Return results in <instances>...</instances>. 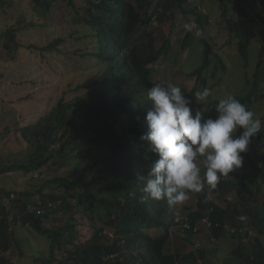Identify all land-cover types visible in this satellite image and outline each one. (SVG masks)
<instances>
[{
  "label": "trees",
  "instance_id": "trees-1",
  "mask_svg": "<svg viewBox=\"0 0 264 264\" xmlns=\"http://www.w3.org/2000/svg\"><path fill=\"white\" fill-rule=\"evenodd\" d=\"M23 1L0 0V6L18 13ZM209 1L221 11L229 43L247 64L251 43L259 41L255 80L247 75L251 88L232 95L264 119L258 107L264 102V0ZM30 3L45 20L42 26L59 15L77 28L75 54L87 59L91 76H97L76 85V95L61 96L34 121L4 128L2 136L20 147L15 161L0 167V177L40 171L47 179L15 197L0 185V264H17L6 253L22 247L18 227L46 242L43 253L34 255L37 264H264V130L252 139L258 145L255 152L250 151L253 143L248 147V168L235 169L215 188L205 186L194 193L195 207L189 212L181 214L180 204L169 206L166 200L141 199L150 164L157 158L141 140L149 131L147 91L156 83L168 84L156 79L153 64L167 59L177 44L184 49L192 43L188 32L180 38L183 29L173 38L163 27L184 15L195 16L205 28L210 17L193 5L194 0ZM18 14L16 25H6L0 33V45L8 52L17 50L22 28L37 24L26 12ZM202 40L204 61L191 73L196 85L186 96L193 109L215 117L216 104L228 93L215 97L213 85L205 104H197L194 95L208 83L205 72L219 66L225 72L226 63L208 39ZM83 41L87 44L82 48ZM54 47L52 43L42 49ZM212 72L217 75L216 69ZM31 85L29 81L27 87ZM54 165L71 169L51 173ZM215 194L225 205L213 198ZM228 242L232 246L227 245V255L218 259L220 245Z\"/></svg>",
  "mask_w": 264,
  "mask_h": 264
},
{
  "label": "rangeland",
  "instance_id": "rangeland-1",
  "mask_svg": "<svg viewBox=\"0 0 264 264\" xmlns=\"http://www.w3.org/2000/svg\"><path fill=\"white\" fill-rule=\"evenodd\" d=\"M194 1L193 5L202 9L203 13L210 17L209 23L204 28L195 22V16L186 17L184 15H179V19L175 22L167 21L165 23L163 30L166 34H171L173 38L178 37L182 29L183 33L180 38L185 37L188 31L184 29L183 25L186 23H195L202 34L197 36L195 31L188 32L190 33L189 40L192 43L188 44L187 48L183 49L181 45L177 44L167 59L153 64L156 79L180 86L187 95L196 85V77L191 76V73L199 68L204 61L205 43L202 39L206 38L214 45L216 53H220L226 63L225 72L222 71L221 66L217 68L211 66L213 69L205 72L208 79L206 87L210 88L216 85L215 97H219L223 92L231 95L242 94L241 92L251 88V85H247V75L251 82L255 80L252 75L255 71L256 57L260 47L259 41L251 43L250 60L247 64L234 45L229 43V33L224 27L222 13L217 5L209 0ZM18 9V13L26 12L29 21L35 19L37 24L27 29H21L17 50L8 52L0 45V167L15 161L18 147H20V145H15L14 140L2 136L6 126L13 125L15 122L25 125L27 122L34 121L48 112L61 96L76 95V85L86 83L90 77L94 79L97 76L95 72H92L91 76L87 59L80 58L75 54L79 47L78 43L74 44L76 36L74 37L73 34L77 29L75 26L63 22L65 20L61 19L59 15L55 19H51L48 26H42L41 23L45 20L40 18L39 13H35L30 0H24ZM16 11L13 8H8V11L5 12L0 6V33L7 28L6 25H16L17 20L21 17ZM0 41L3 44L4 40ZM52 43H55L53 49L49 51L42 49ZM86 44L87 42L83 41L81 47H85ZM214 69H216V76L212 75ZM218 78H222V82L217 81ZM29 81L32 83L30 88L27 87ZM199 89L201 90L202 86ZM258 107L264 113V102H261ZM262 115L264 114H260V116ZM257 146L256 143L250 145L251 153L255 152ZM242 155H244V164L241 171H245L248 168V161L246 153ZM67 169L71 168L61 169L54 165L50 172L60 174ZM45 179H47L46 176L40 171L33 174L13 171L0 177V185L14 193L12 197H15L17 192L26 188L33 189L36 185L42 184ZM213 198L225 205V200L218 197L217 194ZM195 203L194 193L189 194V198L180 204L181 214L189 212L195 207ZM175 233L180 235V232L175 231ZM17 239L22 247H14L12 252H7L8 258L17 264H37L34 262V255L41 254L46 249L44 239L28 228L22 227L17 229ZM182 242L185 243L183 240ZM215 243L217 242L214 241L211 245L214 246ZM228 244L232 246L231 242L220 245L218 259L222 260L227 255Z\"/></svg>",
  "mask_w": 264,
  "mask_h": 264
},
{
  "label": "clouds",
  "instance_id": "clouds-1",
  "mask_svg": "<svg viewBox=\"0 0 264 264\" xmlns=\"http://www.w3.org/2000/svg\"><path fill=\"white\" fill-rule=\"evenodd\" d=\"M183 27L202 34L195 23ZM211 95L212 90L205 87L194 96L197 104H205ZM147 97L151 103L145 117L149 131L141 140L157 158L145 178L143 201L166 200L175 206L186 201L189 193H200L205 186L215 188L222 176L243 166L242 154L264 130V119L231 94L219 99L215 117L193 109L192 100L174 84L156 83Z\"/></svg>",
  "mask_w": 264,
  "mask_h": 264
},
{
  "label": "built area",
  "instance_id": "built-area-1",
  "mask_svg": "<svg viewBox=\"0 0 264 264\" xmlns=\"http://www.w3.org/2000/svg\"><path fill=\"white\" fill-rule=\"evenodd\" d=\"M12 196H14V194H12ZM184 225H186V226H187V223L185 222V223H184Z\"/></svg>",
  "mask_w": 264,
  "mask_h": 264
}]
</instances>
